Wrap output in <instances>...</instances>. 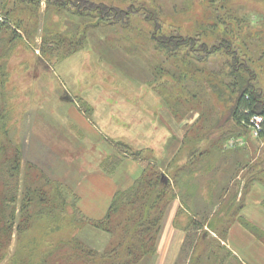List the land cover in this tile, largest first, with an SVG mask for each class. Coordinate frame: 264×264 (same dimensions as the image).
<instances>
[{
  "label": "rangeland",
  "instance_id": "obj_1",
  "mask_svg": "<svg viewBox=\"0 0 264 264\" xmlns=\"http://www.w3.org/2000/svg\"><path fill=\"white\" fill-rule=\"evenodd\" d=\"M3 1L0 0V8ZM101 4L112 7L110 20H99L96 6ZM15 8L12 15L24 17L28 24L33 18L28 17L30 12L20 10L17 5ZM113 8L127 14L123 13L122 18L114 16ZM156 16L159 24L155 30L150 19ZM36 17L25 27L27 34L19 30V36L0 20V113L4 116L0 143L7 145L12 154L18 152L19 161L15 169L12 162H4L6 156L0 152V167L1 163L6 164V177H0V193L8 178L10 190L15 194L8 210L13 209L15 220L11 235L3 237L0 264H36L50 245H60L56 264H92L85 252L71 256L72 246L64 248L58 242L76 238L93 244L83 235L86 221L79 216L74 187L84 168H90L92 159H98L97 154L115 172L126 163L141 165L138 177L123 176L122 189L139 179L147 160L157 164L171 180V188L178 194L167 203L165 217L172 203L180 201L174 224L188 231L178 263L187 264L194 247L205 244L206 238L205 245L211 244L218 255L209 257V261L204 258L201 264H219L223 258L226 260L223 264H250L230 248L229 237L237 224L264 244L245 225L248 221L264 233V138L253 133L251 124L242 126L224 118L217 132L206 131L202 139L187 143L183 139L194 133L192 126L200 113L193 108L185 116L177 117L172 104L186 84H181L178 78L182 72L212 70L222 76L230 72L228 62L233 55L226 54L227 44L255 73V83L264 99V0H62L57 4L41 0ZM154 31L159 37L174 34L193 37L196 42L191 45L198 50L190 51L187 46L179 50L171 48L172 54L162 51L152 38ZM203 44L207 49L222 47L209 55L202 50ZM184 65L186 68H182ZM229 91L224 92L226 100L210 95L218 115L223 116L229 110L232 99ZM107 97L115 100L117 124L128 113L134 120L132 125L138 124L141 117L135 115L139 113L145 115L141 119L146 121L139 124H145L148 130L136 132L130 138H109L114 148L109 145L108 151L104 148L99 153L91 145V149L85 147L82 144L85 141L73 130L70 133L63 127L68 125L65 119L72 109L92 117L97 110L95 103L101 109L103 102L98 99ZM164 110L180 124L186 122L179 143L161 119ZM150 126L156 127L158 134L149 136L153 129ZM35 130L40 134H34ZM223 132L224 140L219 150L216 148L219 153L214 154L215 147L210 148L211 141L206 135L212 136L217 147ZM158 141L161 148L156 150L154 144ZM192 143L195 147L190 149ZM193 149L196 152L191 153ZM32 159H37L38 165ZM32 186L42 189L48 200L41 208L56 204L58 217L40 212L34 197L29 208L32 215L29 226L20 229L22 206H26L23 203ZM190 191L194 192L193 198L188 203L182 202V195L188 196ZM233 199L236 211L226 218V202ZM238 204L241 206L236 209ZM61 210L63 214L59 213ZM193 218L203 223L200 228L192 223ZM214 220L217 232L227 226L225 238L209 227ZM107 238L110 239L109 233L98 242L103 245Z\"/></svg>",
  "mask_w": 264,
  "mask_h": 264
},
{
  "label": "trees",
  "instance_id": "obj_2",
  "mask_svg": "<svg viewBox=\"0 0 264 264\" xmlns=\"http://www.w3.org/2000/svg\"><path fill=\"white\" fill-rule=\"evenodd\" d=\"M51 1H55L56 4L62 2V0H47L48 3ZM12 2L13 5L11 6ZM15 5H17V8H19L20 6V10L29 11L30 16L28 15V17H30L31 19V16H33V18L31 19L32 21L33 19H35L36 13L40 8L41 0H4L1 4V23L10 25L13 28L12 31H14V35L19 36V30L26 32L27 34L28 31L27 29H25V27L27 28L31 21L26 24L24 17L13 16L12 11L16 9ZM96 8H99L97 12L99 20H110V9L112 7L101 4L97 5ZM112 10L114 11L113 15L119 18L120 16L121 18L123 17V13L127 14L124 12V10H120L119 8H113ZM150 20L154 21L156 30L159 24L157 16L156 18ZM34 22V24L36 25L37 22ZM154 33L155 34L152 35V38L160 44L159 49L162 51L168 50L169 54L173 53L171 48L179 50L183 47L189 46V48H191L190 51L198 50L193 46V44L191 45V42H196V39H194L193 37L186 38L181 34L161 35V37H159L156 35L155 31ZM11 40L13 39L11 38ZM222 40H225V36ZM221 47L222 45H218L214 46L212 49H207V45L203 44L202 50H205L209 55H211L215 50H219ZM227 47L228 49L226 50V54L231 56L233 55V60L228 62V64L230 65V72L226 76H222L221 74L215 75V72L212 70L209 71L210 73L208 71H206V73L199 69H195L194 71H192V74H186V72L184 71L179 74L180 77L178 75L179 80H182L180 83L182 84L183 82H186V84L182 86V89L180 87L182 91L176 94L178 98L172 104L175 115L177 117H183L186 115L187 110L193 108H196L200 113L198 121L194 126H192V130H194V133H190L188 135L186 134L183 139L185 142L187 141V143H194L197 140L202 139L204 136L203 134L206 133V131L210 133L212 132L211 134L217 132L220 129L224 118L225 121L226 119H231L238 125L248 126L249 124H251V122L254 121V117L257 115L263 118L262 127H260L259 134L261 138H264V99L262 97L261 91L258 89L255 83V73L252 72L247 64L241 61L236 50H229L230 44H227ZM185 66L186 65H184L182 68H186ZM198 74L201 75L198 76ZM225 78H228V80H225ZM226 90H230L229 92H231L232 99L230 100L231 104L229 106V110L225 114H223V116H221L218 115L219 111L216 108V104H214L210 95L213 94L220 97L221 99L226 100V96H224ZM3 118L4 116H2L1 112L0 128L3 127ZM197 132H200L198 137H196ZM206 136L211 141L209 143L210 148L212 149L215 147L212 152H214V154L219 153L218 147L219 144L224 140V132L221 135L222 138H219L217 147L215 141L211 139L212 136ZM193 143L190 145V149L195 147V144ZM126 148H128V146H126ZM1 151L6 156V160H4V162H12L13 168L17 169L19 166L18 152H14L12 154L7 145L0 143V152ZM194 152L196 151L193 149L191 153ZM143 164L144 166L142 175L134 182L133 185L129 186L126 189H119L116 192L108 209V212L104 218L99 220L88 219L83 216L81 211L77 208L80 214V218H82L84 222L86 221L85 223H90L94 227L108 232L110 234V240L105 249L100 251L94 249L86 242L78 240L76 238L70 239L69 241L67 239H61L58 243H60L62 247L64 246V248H67L69 246H72L73 253L71 256H74L76 252L80 251L85 252L86 255L91 258L90 260L93 261L92 264H151L153 257L157 253V240L162 229V222L165 217L168 205L167 203L171 202L176 197L178 192L177 190H172L171 180L167 178V175L164 174V172L157 164H153L148 160L144 161ZM1 165L0 177H6V164L1 163ZM252 176H254V174ZM1 191L0 249L3 245L4 235H11V224L12 221L15 220V213L13 209L8 212V210L12 206V202H14L15 200V194L10 190L8 178H6L5 186ZM42 194V189L40 188L32 186V188L28 189V197L26 196V201L25 203H23L24 205L26 204V206H22L21 210V212L23 213V216L21 217L23 218L20 221V229L23 226H29L30 219H32L29 208L34 197H36L35 199L37 202V207L40 206L41 208L43 205L48 204V200H46ZM192 195H194L193 191H190V194L188 196L182 195V202L188 203L190 199L193 198ZM29 196H32L31 199H29ZM226 204L227 205L226 211H224V216H227L226 218H230V213L236 211L234 210L236 201L235 199H233L230 202H226ZM183 205L185 206V204ZM239 206L241 205L238 204L236 209H239ZM24 208L26 210H24ZM56 209V204H51L47 207V209L41 208L40 212H43L44 214L47 213L48 215L52 214L53 216L58 217V214H56L58 211ZM27 213L28 215L25 216V214ZM59 213L63 214V211L61 210V212ZM239 218L244 219L243 216H239ZM192 223L198 228H200V226L203 224L202 222L200 223V221L194 218ZM245 225L252 232L257 234L261 238V240L264 241V233L260 231L259 227L253 226L248 221H245ZM209 227H213V230L217 232V230L215 229L218 228V225H216L215 220L212 222L210 221ZM227 230L228 228L227 226H225V228L223 227V229H219L217 233L221 238H225V233L227 232ZM207 241L208 240H206L205 238L204 243L206 244ZM205 244H202L200 246L196 245V247H194L193 253L190 254V259L187 264H201L204 258H207V260L209 261V257L215 258L214 256L218 255L217 250L211 244ZM217 245L219 247L221 246L219 244ZM59 250L60 245H50L48 247V251L44 253L43 258L40 260L41 262H37L36 264H56V261H58V257L56 256L57 253H59ZM71 256L69 255L70 259ZM224 261H226L225 258H223V261H219V264H223ZM28 264H30V262Z\"/></svg>",
  "mask_w": 264,
  "mask_h": 264
},
{
  "label": "crops",
  "instance_id": "obj_3",
  "mask_svg": "<svg viewBox=\"0 0 264 264\" xmlns=\"http://www.w3.org/2000/svg\"><path fill=\"white\" fill-rule=\"evenodd\" d=\"M98 100L102 101L103 104L100 109L99 104L95 103L97 110L94 116L88 117L80 113L78 109H72L65 119L68 125L66 124L65 127H63L64 130L70 133L71 130H73L79 138L85 141V143H82L86 145H84L85 147L90 148L91 145L92 148L95 147L99 149V153H103L104 148L108 151L109 145L114 148L112 141L109 144V138H111V140L115 137L124 139L130 138L136 136L140 132H146L148 130L145 124L142 126L139 124L143 122L146 123L145 120L141 119L144 118L145 115L139 113L135 115L141 118L138 120V124L132 125V121L134 120L130 119L131 114L126 113L127 115L124 117L123 121L121 120L122 122L117 124L119 120L115 119V100L109 99L108 97ZM161 119L170 127L176 138L175 141L179 143V139L184 133L183 129L186 122L184 121L180 124L172 114L167 112V110H164V114H161ZM156 126L158 125L156 124ZM52 127H50L51 130ZM151 128L153 129L150 131L152 132L151 134L148 133L149 136L158 134L157 130V133L155 132L156 127L152 126ZM38 132L40 131H36L34 134H40ZM159 144L160 141L154 144L156 150L160 147ZM177 148L178 146L174 147L175 151H177ZM97 156L98 159H92L90 168L87 169V167H83L84 171L81 174V178L76 182L77 184L74 187L77 195L78 208L83 216L92 220H99L105 217L116 192L122 189L124 185V183H122L123 181H121L124 175H127L128 179H131L133 176L138 177L142 171L141 165L134 162L132 164L126 163L128 168L123 164L121 169L115 172V170H110L108 166H105L103 159H101V155L97 154ZM33 162L38 165L37 159L33 160ZM180 206L181 203L178 200L172 203L162 225L157 240V253L153 257L151 264H178L180 253L188 235L187 230L174 224ZM82 232L93 244L87 242V239L84 241L97 250H103L110 240L107 238L103 245L99 243L98 241L101 237H106L108 232L100 230L90 223H86ZM95 241H97V243H95ZM229 244L230 248L239 257L244 258L250 264H264V244L254 238L250 231L242 227V225L236 224L232 227Z\"/></svg>",
  "mask_w": 264,
  "mask_h": 264
},
{
  "label": "built area",
  "instance_id": "obj_4",
  "mask_svg": "<svg viewBox=\"0 0 264 264\" xmlns=\"http://www.w3.org/2000/svg\"><path fill=\"white\" fill-rule=\"evenodd\" d=\"M262 121H263L262 117L257 115L254 117V121L251 122V127L255 135H259L260 127H262Z\"/></svg>",
  "mask_w": 264,
  "mask_h": 264
}]
</instances>
